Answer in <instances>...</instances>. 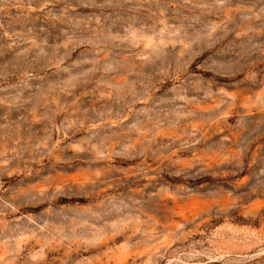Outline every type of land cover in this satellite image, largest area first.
Returning a JSON list of instances; mask_svg holds the SVG:
<instances>
[{
	"label": "rangeland",
	"instance_id": "rangeland-1",
	"mask_svg": "<svg viewBox=\"0 0 264 264\" xmlns=\"http://www.w3.org/2000/svg\"><path fill=\"white\" fill-rule=\"evenodd\" d=\"M0 264H264V0H0Z\"/></svg>",
	"mask_w": 264,
	"mask_h": 264
}]
</instances>
